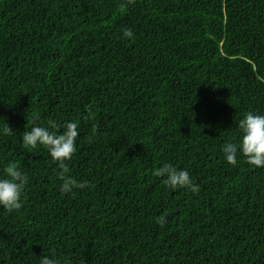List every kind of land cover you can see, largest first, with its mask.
<instances>
[{
  "label": "trees",
  "instance_id": "16d2710c",
  "mask_svg": "<svg viewBox=\"0 0 264 264\" xmlns=\"http://www.w3.org/2000/svg\"><path fill=\"white\" fill-rule=\"evenodd\" d=\"M248 112L264 0H0V175L28 176L22 208H0V264H264V167L222 152ZM48 119L79 122L66 175L85 189L63 194L48 151L23 147ZM165 163L199 191L167 188Z\"/></svg>",
  "mask_w": 264,
  "mask_h": 264
},
{
  "label": "clouds",
  "instance_id": "9594fccd",
  "mask_svg": "<svg viewBox=\"0 0 264 264\" xmlns=\"http://www.w3.org/2000/svg\"><path fill=\"white\" fill-rule=\"evenodd\" d=\"M123 5H121V10ZM123 38L132 39L131 29H124ZM87 119V117H85ZM241 132L239 145L227 142L222 148L224 161L229 165H237L239 157L252 168L264 167V115L248 112L238 124ZM13 130L7 125L0 128V135L8 136ZM80 134L79 122H66L58 125L54 119H48L42 124L33 123L30 130L22 133V145L25 149L45 148L53 163L59 165L58 173L62 181L60 191L72 194L75 189H85L87 185L66 175L69 171L66 162L71 160L76 152L77 138ZM153 175L162 178L164 185L175 191L187 189L193 193L199 191L193 184L190 173L186 169L177 168L171 163H165L153 171ZM28 183V176L22 171L19 163H10L0 175V208L9 213L19 211L23 206V193ZM39 264H59L55 257L41 256ZM69 264V262H65Z\"/></svg>",
  "mask_w": 264,
  "mask_h": 264
},
{
  "label": "bare ground",
  "instance_id": "6f19581e",
  "mask_svg": "<svg viewBox=\"0 0 264 264\" xmlns=\"http://www.w3.org/2000/svg\"><path fill=\"white\" fill-rule=\"evenodd\" d=\"M95 116V115H94Z\"/></svg>",
  "mask_w": 264,
  "mask_h": 264
}]
</instances>
